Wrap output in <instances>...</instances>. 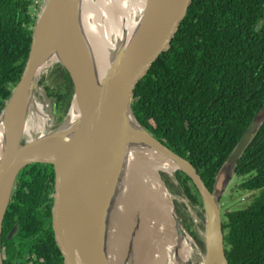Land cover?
Here are the masks:
<instances>
[{
	"label": "water",
	"instance_id": "obj_1",
	"mask_svg": "<svg viewBox=\"0 0 264 264\" xmlns=\"http://www.w3.org/2000/svg\"><path fill=\"white\" fill-rule=\"evenodd\" d=\"M190 1L144 0L128 35L122 34L112 44L105 67H98L84 31L82 0H37L26 60L0 108V264L4 213L19 171L31 163L52 165L51 225L67 264H155L152 249L157 240L144 233L139 222L131 223L130 194L123 188L134 150L162 157L175 181L176 171L190 179L201 202L198 232L202 250L195 246L199 264H228L220 197L264 121V103L221 163L211 190L187 159L140 124L131 108L135 83L169 45ZM55 63L67 71L71 81L69 106L58 125L49 128L50 120L45 129L29 136L24 126L33 91L41 74ZM170 203L168 220L175 237L188 236L172 199ZM187 258H178L175 264H191ZM166 263L167 257L162 264Z\"/></svg>",
	"mask_w": 264,
	"mask_h": 264
},
{
	"label": "trees",
	"instance_id": "obj_2",
	"mask_svg": "<svg viewBox=\"0 0 264 264\" xmlns=\"http://www.w3.org/2000/svg\"><path fill=\"white\" fill-rule=\"evenodd\" d=\"M33 11L32 0H0V108L26 60ZM263 19L264 0H191L169 45L132 89L131 108L140 124L187 159L209 190L264 103V24L258 26ZM52 69L62 88L51 94L65 112L71 81L60 64ZM53 177L52 165L41 163L18 174L1 228V255L5 248L10 263L67 264L51 225L50 198L41 192ZM174 177L201 217L190 179L180 171ZM234 177L231 192L249 197L235 206L227 193L220 198L225 257L228 264H264V121L238 159ZM10 210L20 214H7ZM38 210L46 214H32ZM13 222L17 231L7 238Z\"/></svg>",
	"mask_w": 264,
	"mask_h": 264
},
{
	"label": "bare ground",
	"instance_id": "obj_3",
	"mask_svg": "<svg viewBox=\"0 0 264 264\" xmlns=\"http://www.w3.org/2000/svg\"><path fill=\"white\" fill-rule=\"evenodd\" d=\"M143 3L144 0H82L84 31L98 67H105L112 44L122 34L128 35L143 9ZM36 106L32 101L31 114ZM31 114L24 126V132L29 136L41 132L51 120L47 114L44 118L43 113L42 116L38 113V125L34 126ZM127 165L123 188H127L130 194L131 215L134 216L131 223L139 222L144 233H151L156 238L157 245L152 249L153 262L162 264L163 258L167 257L166 264H175L178 258L189 257L186 250L192 253L193 259L197 258L194 242L185 234L175 237L172 222L168 220L171 195L160 177V171H170L167 162L154 153L134 150ZM175 247L177 252L173 257Z\"/></svg>",
	"mask_w": 264,
	"mask_h": 264
},
{
	"label": "rangeland",
	"instance_id": "obj_4",
	"mask_svg": "<svg viewBox=\"0 0 264 264\" xmlns=\"http://www.w3.org/2000/svg\"><path fill=\"white\" fill-rule=\"evenodd\" d=\"M262 24H264V19L258 23V26ZM53 65L41 74L37 84L38 88L33 91V101L37 106L35 107L36 110L32 111V114L30 110L29 112L31 114V122L34 124V126L38 125V113L40 116H42L41 113H43L44 118L46 114L50 116L51 123L49 124V128H53L62 121L67 111L66 109V111L63 112L62 107L56 105V99L51 94L59 91L62 88L60 78L52 69ZM160 177L164 181V184L168 190L167 192L171 194L172 205L181 227L191 238L192 242H194L193 244L202 250L201 244L197 243V239H200L201 236L198 232V228L201 227V220L200 217H198L199 215H197V207L189 203L183 193L181 186L178 184L177 181L174 180L173 175L162 171L160 172ZM234 183H236L235 177L231 179L230 183L224 190L223 195L227 193V201H231L230 205H241L239 202H242L243 204L244 200L249 197V194L240 193L236 189H233L234 191L231 192L232 185ZM222 201L225 202V200ZM185 245L188 246L187 244ZM185 252L189 256L187 258L189 263L199 264L198 254L197 258L193 259V255L192 257L190 256L192 253H190L189 250H186Z\"/></svg>",
	"mask_w": 264,
	"mask_h": 264
},
{
	"label": "flooded vegetation",
	"instance_id": "obj_5",
	"mask_svg": "<svg viewBox=\"0 0 264 264\" xmlns=\"http://www.w3.org/2000/svg\"><path fill=\"white\" fill-rule=\"evenodd\" d=\"M42 165H49L48 163H41ZM22 170V169H21ZM20 170V171H21ZM20 171H19V173H20ZM18 173V174H19ZM17 177H18V175H17ZM53 179H54V177H53ZM17 183H18V180H17V178H16V181H15V187H14V189L16 188V186H17ZM23 188H25V187H23ZM14 189H13V191H14ZM37 191V190H36ZM41 192H42V194H46L47 195V197L48 198H50V201L49 202H51L52 203V193H53V181L52 182H49V185H48V187L45 185V186H43L42 187V189H41ZM13 193V192H12ZM50 203V212H51V204ZM190 203V202H189ZM41 206H43V207H45L46 208V204L45 203H43ZM4 214H6V213H4ZM7 214H20L19 212H16V211H8L7 212ZM32 214H46L45 213V211L44 210H38V211H36V212H33ZM198 215V214H197ZM199 217V216H198ZM16 226V227H15ZM17 224H16V222H13L12 224H10V226H9V229H8V231H7V233H6V237H7V234H8V232L11 230V229H13L14 231H13V235L16 233V231H17ZM12 235V236H13ZM11 236V237H12ZM10 237V238H11ZM2 257H3V260H5V261H3V264H16L15 263V260L13 259V260H11V262L12 263H10V261H9V257H8V253H7V251H6V249L5 248H3V255H2Z\"/></svg>",
	"mask_w": 264,
	"mask_h": 264
},
{
	"label": "built area",
	"instance_id": "obj_6",
	"mask_svg": "<svg viewBox=\"0 0 264 264\" xmlns=\"http://www.w3.org/2000/svg\"><path fill=\"white\" fill-rule=\"evenodd\" d=\"M32 2L34 4V11L33 12H35L37 9V0H32Z\"/></svg>",
	"mask_w": 264,
	"mask_h": 264
}]
</instances>
